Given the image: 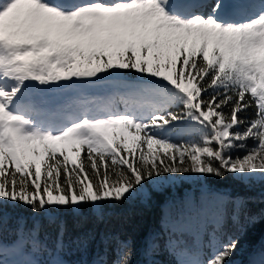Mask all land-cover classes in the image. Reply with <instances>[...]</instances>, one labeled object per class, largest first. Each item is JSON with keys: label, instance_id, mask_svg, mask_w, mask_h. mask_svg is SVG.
Masks as SVG:
<instances>
[{"label": "snow or ice", "instance_id": "obj_1", "mask_svg": "<svg viewBox=\"0 0 264 264\" xmlns=\"http://www.w3.org/2000/svg\"><path fill=\"white\" fill-rule=\"evenodd\" d=\"M57 90L76 110L41 118ZM229 174L264 183V0H0V264H137L110 233L67 257L165 192L143 264H230L258 217L205 179Z\"/></svg>", "mask_w": 264, "mask_h": 264}, {"label": "trees", "instance_id": "obj_2", "mask_svg": "<svg viewBox=\"0 0 264 264\" xmlns=\"http://www.w3.org/2000/svg\"><path fill=\"white\" fill-rule=\"evenodd\" d=\"M183 135L185 139L189 138L186 133ZM205 179L219 188L231 190L233 194L254 195L257 197L248 207L251 214L256 215L258 219L254 224H245L246 231L241 238V247L231 258V260H237V264H249V259L260 249L261 245H264V200L260 199V194L264 193V183L257 184L249 190L244 185L234 180L231 174L224 180H218L214 177H206ZM178 191L180 194L184 192L181 189ZM169 195V192L163 194L153 193L151 207L146 208L139 202L132 205H124L117 210V215L109 222L98 226L89 224L85 230L94 229L96 238L91 242L88 251L83 254L77 253L69 256L67 259L71 261H92L98 252L104 251L105 244L102 238L106 233H110L118 234L124 239H131L136 249L134 260L137 264H143L144 257L141 253L144 240L153 231H159L161 229V221L166 212V200ZM16 211L24 215H31L30 210H25L22 206H18ZM69 228L70 230L72 229L70 215ZM234 234H236L235 230L229 226L228 233L223 237V242H227L228 237ZM113 249L114 244L109 247V260L115 258ZM157 259L164 261L165 264H169L171 261V257L166 253L159 256Z\"/></svg>", "mask_w": 264, "mask_h": 264}, {"label": "rangeland", "instance_id": "obj_3", "mask_svg": "<svg viewBox=\"0 0 264 264\" xmlns=\"http://www.w3.org/2000/svg\"><path fill=\"white\" fill-rule=\"evenodd\" d=\"M84 91L90 95H107L109 90L102 88H90L85 89ZM78 95L79 94L77 92L62 93L58 90L49 93L47 97L49 103L44 107V109H42L41 118H62L68 111H75L77 107L76 100ZM187 187H189V185L186 184L183 188H181V190L184 191ZM230 264H237V260H231Z\"/></svg>", "mask_w": 264, "mask_h": 264}]
</instances>
